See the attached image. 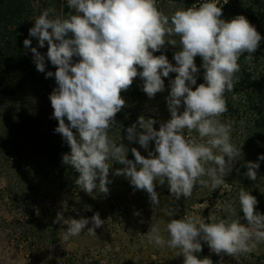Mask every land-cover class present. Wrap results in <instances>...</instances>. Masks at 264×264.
<instances>
[{"label":"clouds","instance_id":"1","mask_svg":"<svg viewBox=\"0 0 264 264\" xmlns=\"http://www.w3.org/2000/svg\"><path fill=\"white\" fill-rule=\"evenodd\" d=\"M227 3L204 0L165 14L157 0H67L74 14L52 16L55 9L50 7L34 19L29 36L38 40L40 48L47 43V59L56 68L46 78L54 76L57 85L49 97L58 121L55 132L70 147L62 163L79 173L74 182L79 189L109 194L113 163L124 166L116 168L114 175L127 178L134 190L146 191L153 207L161 203L157 184H167L178 201L191 198L197 186L215 191L226 183L224 178L243 155V144L232 143V123L220 119L228 111L226 93L233 92L239 82L241 56L247 54L245 60L251 62L262 40L244 15L230 21L221 18ZM177 36L179 42L172 38ZM177 43L175 65L165 54L154 55L166 44ZM23 44L29 48L32 41L25 39ZM31 52L37 71L45 72V55L36 47ZM197 56L202 59L204 83L193 90L200 72ZM170 73L177 74L170 80L166 97L170 119L157 130L155 119L139 116L126 129V138L146 150L154 142V150L145 157L133 147L134 160L128 159V148L109 137L117 113L126 106L121 93L139 77L142 91L152 99L165 90L163 78ZM185 130L197 137L186 138ZM259 161H264V154L245 165L252 181L257 180ZM238 203L239 210L234 203L224 204L226 216L211 223L193 216L172 218L176 213L170 209L167 238L158 224H151L144 234L146 242L179 249L183 264H213L210 257L197 255L203 251L202 242L218 256L250 254L264 243V214L256 210L257 197L243 187ZM53 222L67 226L62 228L65 241L85 229L96 235L95 230L105 224L98 212L79 219H65L57 213Z\"/></svg>","mask_w":264,"mask_h":264},{"label":"rangeland","instance_id":"2","mask_svg":"<svg viewBox=\"0 0 264 264\" xmlns=\"http://www.w3.org/2000/svg\"><path fill=\"white\" fill-rule=\"evenodd\" d=\"M53 16L63 17L61 10L57 8ZM170 62L173 65L176 63ZM261 62L264 64L263 57ZM45 65V72L40 73L56 71L55 66H52V69L47 62ZM139 70L142 69L138 68ZM176 75L170 73L169 77L163 78L165 90L157 93L152 99L142 91L143 81L139 77L134 79L129 90L121 93L126 106L119 112V116L115 117L109 137L117 145L123 143L128 148V159L134 160L131 153L133 147L145 157L148 151L154 150V142H150L147 150L135 141L129 142L126 129L141 115L155 119L157 123L154 128L157 130L161 122L170 119L166 97L170 92V80ZM198 85L199 83L193 86V90ZM56 87L55 77H49L40 94L30 93L29 97L4 119L0 117V139L7 144L4 152L0 154V264H183L179 249L174 250L167 246L159 248L147 244L144 234L149 231L151 224H158L167 238L166 224L171 219L167 213L170 209L176 213L172 218L193 216L211 223L226 216L222 207L224 204L234 203L236 207L239 205L238 192L241 187L250 192L256 187L264 189V161H259L256 181L247 178L245 167L248 161L256 162L258 156L264 153L255 143L249 141L247 129L243 128L244 121L224 119L222 116V122L232 123V143L237 147L243 144V155L235 162L232 171L224 178L226 183L219 189L211 191L197 186L191 198L185 200L181 197L176 201L171 196L167 184H157L156 191L161 203L159 207H153L146 191L134 190L127 178L114 175L116 168L124 166L109 161L113 163L109 173L112 183L108 185L110 192L106 196L96 190L88 194L75 183H68L69 187L64 189L58 184L57 187L42 185L41 196L36 194L37 197L33 199L37 205L36 213L34 216L27 215L29 212L16 209V201L7 189L10 186L14 190L19 188L20 191L21 185L22 189H28L30 180L22 183L19 174L29 175V167L33 172L37 171L38 168L35 167H39L37 165L40 158L32 152V148L34 141H40V132L59 136L55 132L58 121L53 118L54 110L49 99ZM3 104L0 102V110ZM5 108L8 110V107ZM65 122L68 123L66 118ZM185 136L197 137V134H189L185 130ZM245 179L247 186L243 185ZM43 203L52 215L42 212ZM96 212L105 221L102 227L95 230L96 235L88 234L85 229L81 235L65 241L63 229L66 230L67 226L53 222L57 213H62L65 219H79L90 218ZM135 212L140 215H134ZM91 226L90 223L88 227ZM202 246L203 251L200 253H203L204 257H210L213 264H264V243L259 244L254 252L235 258L212 253L204 242Z\"/></svg>","mask_w":264,"mask_h":264},{"label":"trees","instance_id":"3","mask_svg":"<svg viewBox=\"0 0 264 264\" xmlns=\"http://www.w3.org/2000/svg\"><path fill=\"white\" fill-rule=\"evenodd\" d=\"M202 2L204 0H157V5L165 14H171L177 8H188ZM50 7L61 10L63 17H67L70 12L74 14V10L68 8L67 0H0V102L4 103L0 110V117L3 119L26 100L30 93L40 94L47 83L46 73L42 74L36 69L31 47H36L41 54L46 56L48 45L40 48L38 40L29 36V29L34 26V19L42 10ZM53 14L50 15L53 16ZM237 15H244L256 27L262 40L251 62L245 60L247 54L241 56L239 60L241 69L236 74L239 82L235 85L233 92L226 93L228 111L223 114V118L244 121L243 128L247 129L249 141L255 143L264 153V64L261 62L262 57L264 58V0H247L246 2L228 0V3L223 5L221 18L230 21ZM172 38L179 42L178 36ZM25 39L32 41L29 48H25L23 44ZM178 50L179 43L177 46L166 44L161 52H156L154 55L165 54L169 61L175 62L173 56ZM74 60L77 61L78 58ZM45 62L53 69V65L47 58ZM195 63L200 68L197 74V83L200 84L204 82V69L200 67L202 59L197 56ZM5 107H8V110ZM116 116H119V113ZM75 131L73 129L74 133ZM40 134V141H34L32 148V152L40 158V163L37 165L39 167H35L38 168L37 171L33 172L29 167V175L19 174L22 183L27 179L30 180L28 189L26 190L25 187L22 189L23 185L20 186V191H18L19 188L14 190L10 186L7 189L16 201V209L29 212L27 215L31 216L35 215L37 206L33 199L36 194L41 196L42 185H49V187L56 185L57 187L58 184L64 189L69 187L68 183H74L79 175L72 167L62 163V156L70 153V147L60 137L61 134L55 136L45 131ZM0 140L1 154L7 144L2 142L4 140ZM243 185H248L247 180ZM251 194L258 200L256 210L264 214V189L256 187ZM41 208L45 215H52L44 203ZM237 210H239V205ZM239 214L243 216L242 212ZM197 255L200 258L204 257L203 253Z\"/></svg>","mask_w":264,"mask_h":264}]
</instances>
